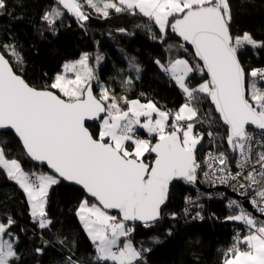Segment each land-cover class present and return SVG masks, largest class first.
<instances>
[{"label":"snow or ice","instance_id":"snow-or-ice-1","mask_svg":"<svg viewBox=\"0 0 264 264\" xmlns=\"http://www.w3.org/2000/svg\"><path fill=\"white\" fill-rule=\"evenodd\" d=\"M6 9L7 0H0V13ZM65 11L82 28L92 13L105 19L113 13L140 15L159 30L152 39L164 43L170 31L181 39L183 52L191 46L193 60L155 61L184 96L185 102L171 111L104 84L99 53L65 62L36 87L16 70L25 63L16 46L0 45V135L11 131L24 156L49 169L26 170L0 146V171L25 194L33 223L41 230L51 226L50 189L69 182L84 193L75 215L93 245V264H145L151 248L133 241L135 223L153 227L162 219L172 182L195 185L201 172L206 182L230 186L241 196L251 190L249 203L264 216V68L246 69L238 56L247 47L264 49V41L249 32L232 33L229 0H53L42 16L49 30L55 31ZM129 64L137 74L142 70L134 58ZM196 75L202 79L193 84ZM121 83L128 89L133 80ZM205 100L225 128L221 139L227 151L217 144V133L197 129V124L216 122L208 114L201 117ZM205 135L216 150L205 151L201 160L198 146ZM186 203L194 204L188 198ZM226 206L225 220L241 224L243 234H234L221 264H264V219L235 199ZM193 219L203 216L197 211ZM14 223L10 216L0 221V264L19 259V237L10 231ZM68 264L78 261L69 257Z\"/></svg>","mask_w":264,"mask_h":264},{"label":"trees","instance_id":"trees-1","mask_svg":"<svg viewBox=\"0 0 264 264\" xmlns=\"http://www.w3.org/2000/svg\"><path fill=\"white\" fill-rule=\"evenodd\" d=\"M234 35L249 32L258 41H264V0H229ZM53 0H7V9L0 13V45L14 44L24 58V66L18 74L27 82L41 87L61 70L65 62L79 58L82 53L104 57L98 67L100 80L117 93L141 101H154L164 110L176 111L185 101L181 90L157 66V59L167 62L169 58L182 56L193 60L192 50L183 52L182 43L169 31L164 43L152 39L159 30L140 15L111 14L98 18L95 13L80 27L76 19L65 11L62 19L56 21L55 31L49 30L42 20ZM151 26V31L148 30ZM126 29V33L118 31ZM171 45V51L168 46ZM246 69L264 67V49L247 47L238 53ZM134 58L142 69L139 74L130 68L128 59ZM132 78L130 88L125 89L122 81ZM202 78L196 75L193 84ZM141 93L144 95L141 96ZM208 101L201 105V117L210 115L216 122L197 124L201 132L217 133V144L227 151V144L221 139L225 128L218 121V114L211 111ZM146 134L142 132V136ZM0 146L5 147L10 158L21 161L26 170L47 172L45 167L36 165L23 154L17 138L12 133L0 135ZM208 138L198 146V158L212 148ZM231 156V153H229ZM202 160V159H201ZM84 196L82 190L61 181L53 186L48 195L47 213L52 220L50 227L41 230L32 221L30 208L23 191L0 171V221L12 217L15 221L10 231L19 237L16 250L19 259L15 264H68V258L78 264H93L94 248L83 230L75 209ZM187 184L176 182L162 219L151 228L135 225L133 241L143 244L151 251L145 253V264H221L224 250L231 246L234 234L242 225L227 221L230 214L227 200L207 199L199 210L203 219L185 215V209L192 206L186 198L197 197ZM176 214V219L171 214ZM169 231L171 235H169ZM154 238L160 242L154 243ZM62 241V243H61ZM43 249L37 252L36 249Z\"/></svg>","mask_w":264,"mask_h":264},{"label":"built area","instance_id":"built-area-1","mask_svg":"<svg viewBox=\"0 0 264 264\" xmlns=\"http://www.w3.org/2000/svg\"><path fill=\"white\" fill-rule=\"evenodd\" d=\"M263 68H264V67H263ZM171 111H173V110H171ZM206 133H207V132H206ZM205 137L208 138L206 135H205ZM209 149H211V150H213V151L216 150L214 147L209 148ZM209 149H208V150H209ZM232 167H233V170H235V165H234V163H233ZM199 178H200V181H201L202 185H203L204 187H206L207 189L210 190V192H209L208 195H207V199H217V200H227V201H229L230 198H228V192H230V193H233V194H235V195L241 197L242 199H247V200L249 201V199H250V198L252 197V195H253L252 192H251V190H249V194H248V196H241V195L238 194V192L233 191V188L230 187V186H225L224 184H220V183L211 184V183H209V182H206L205 179H204V177H203V175H202V172H201V174L199 175ZM232 183H235V182H232ZM220 189H222V190H220ZM197 194H198V196L195 197V198H191V199L188 198V199H190L191 201L194 202V204H191L192 206L189 207V209H190V213H189V214H192V212L196 213L197 211H199L201 207H196V205L201 206V205L203 204L202 197L199 196V195H201V193H198V192H197ZM235 200H236V199H235ZM237 201H238L243 207H245V206L243 205V203H242V200H237ZM245 208H246V207H245ZM246 209H247V208H246ZM247 210H248V209H247ZM248 211H249V210H248ZM250 212H252V213L257 217V219H264V216H261L258 212H255L254 209H253V211H250ZM194 215H195V214H194ZM194 215H193V216H194ZM238 231H241V234H243V226H242V228L239 229Z\"/></svg>","mask_w":264,"mask_h":264},{"label":"water","instance_id":"water-1","mask_svg":"<svg viewBox=\"0 0 264 264\" xmlns=\"http://www.w3.org/2000/svg\"><path fill=\"white\" fill-rule=\"evenodd\" d=\"M177 39L179 40V41H181V39L177 36ZM182 42V41H181ZM189 49H191L192 50V48H191V46L190 45H186ZM193 51V50H192ZM25 79V78H24ZM251 130V129H250ZM7 133H12L11 131H8ZM13 134V133H12ZM14 135V134H13ZM15 136V135H14ZM18 140V139H17ZM33 162V161H32ZM33 163H35L36 165H39V166H41V167H45L46 168V166L45 165H42V164H37L36 162H33ZM47 169V168H46ZM47 171H49V169H47ZM62 182H64V183H66V184H68V185H70V186H73V187H76V188H78V189H80V187L79 186H77V185H73V184H70L69 182H66V181H62ZM176 182H183L182 180H175V181H173L172 182V184L170 185V188H169V197H170V193H171V188H172V186L176 183ZM184 183V182H183ZM186 184V183H185ZM193 191H195V192H198V191H202V192H204V193H208V192H210V190L209 189H207V188H205L203 185H202V183H201V181H200V179H199V177H198V180H197V183L195 184V185H190V184H187ZM80 190H82V189H80ZM220 190H222V189H220ZM169 197H168V201H167V204H166V206L164 207V210L166 209V207H167V205H168V202H169ZM228 198H230V199H236V200H242V203H243V205L249 210V211H253V208H252V206H251V204L249 203V201L247 200V199H242L241 197H239V196H237V195H235V194H233V193H230V192H228ZM163 210V211H164ZM163 214V213H162ZM135 225H142L140 222H136L135 223Z\"/></svg>","mask_w":264,"mask_h":264},{"label":"rangeland","instance_id":"rangeland-1","mask_svg":"<svg viewBox=\"0 0 264 264\" xmlns=\"http://www.w3.org/2000/svg\"><path fill=\"white\" fill-rule=\"evenodd\" d=\"M131 59H133V58H129L128 61H130ZM135 62H136V61H135ZM136 64H137V63H136ZM142 102H143V101H142ZM140 134L142 135V131H141ZM199 179H200V178H199ZM205 188H206V187H205ZM198 193H201L202 195H206V196H207L209 192H208V193H204V192H202V191H198Z\"/></svg>","mask_w":264,"mask_h":264},{"label":"bare ground","instance_id":"bare-ground-1","mask_svg":"<svg viewBox=\"0 0 264 264\" xmlns=\"http://www.w3.org/2000/svg\"><path fill=\"white\" fill-rule=\"evenodd\" d=\"M203 157H204V155H203ZM203 157L201 159H203Z\"/></svg>","mask_w":264,"mask_h":264}]
</instances>
